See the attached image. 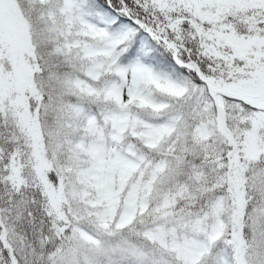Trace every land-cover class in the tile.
Listing matches in <instances>:
<instances>
[{"label": "snow or ice", "instance_id": "1", "mask_svg": "<svg viewBox=\"0 0 264 264\" xmlns=\"http://www.w3.org/2000/svg\"><path fill=\"white\" fill-rule=\"evenodd\" d=\"M0 264H264V0H0Z\"/></svg>", "mask_w": 264, "mask_h": 264}]
</instances>
